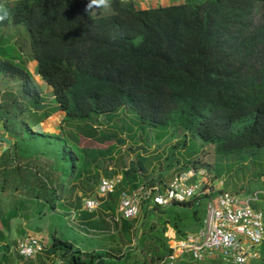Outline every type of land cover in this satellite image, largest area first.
Instances as JSON below:
<instances>
[{
  "label": "trees",
  "instance_id": "16d2710c",
  "mask_svg": "<svg viewBox=\"0 0 264 264\" xmlns=\"http://www.w3.org/2000/svg\"><path fill=\"white\" fill-rule=\"evenodd\" d=\"M88 2L0 0V7L10 14L0 22V29L26 28L32 62H37L39 75L53 89L58 111L64 113L59 133L34 129L55 110H45L43 90L23 60L19 62L21 55L11 53L12 47H0V77L20 80L32 107L22 109L13 91H4L0 123L7 130L25 110L36 119L33 129L28 127L24 136L16 138L13 151L0 157V171L8 167L10 157L17 164L16 174L23 167L35 169L31 176L37 188L29 190L31 201L40 205L39 217L44 216L42 207L54 212L74 196L79 199L81 193V198L95 195L94 188L104 177L102 164L115 162L112 157L126 144L116 122L121 110H132L143 132L162 128L158 142L181 133L180 148L196 136L222 156L264 149V0H187L145 10L130 0H112L107 16L86 13ZM40 157L53 162L43 177L34 164ZM139 172L137 162L125 172L117 169L105 176L122 175V183L102 202L107 211L118 210L125 190L133 193L142 184H150L146 178L141 180ZM204 202L194 200L171 208H199ZM19 203L3 219L5 225L21 216L27 201ZM143 211L145 215L159 212L161 219L167 212L160 207ZM194 215L197 220V211ZM139 221L120 223L129 241ZM163 222L158 229L155 225L146 229V224L143 233H137L141 248L136 243L119 259L102 250L83 251L74 241L54 236L40 254L44 256L30 261L164 264L171 242L162 236L171 221ZM172 227L181 233L177 224ZM139 248L140 257L132 259L131 253Z\"/></svg>",
  "mask_w": 264,
  "mask_h": 264
},
{
  "label": "rangeland",
  "instance_id": "374dc122",
  "mask_svg": "<svg viewBox=\"0 0 264 264\" xmlns=\"http://www.w3.org/2000/svg\"><path fill=\"white\" fill-rule=\"evenodd\" d=\"M130 1L132 2L133 0ZM175 2V0H172L171 5H174ZM182 2H184V0ZM133 3L137 9L142 10L153 7L156 8L158 5L154 4L153 0H134ZM95 13L107 16L111 13V10L110 8L100 9L96 10ZM30 42V34L23 26L11 25L7 28L0 29V47L5 48V50L12 47L10 50L11 53L14 52V55H21L22 58L19 57V62L23 60V63L30 69L37 83L43 90L42 97L45 110L48 112L56 111H54L50 119L44 122V129L51 134L59 133V127L64 118V113L58 111L54 101L53 89L43 81L38 71H36L35 67L32 65ZM9 89L17 96L19 105L22 109H32L29 98L22 91L21 81L14 78L5 79L4 77H0V93L2 94L4 91H9ZM1 99L0 96V100ZM104 120L105 116L101 118V121ZM116 122L119 127V134L126 140V144L123 146L125 152L122 151L123 156L121 158H126L127 161L128 156L133 154L136 155L139 168H141V172L138 173L140 178L157 177L165 184L175 178L178 173L188 172L196 165V167L201 168L209 178L213 179L216 187H220L238 196L247 195L254 197V195L257 194L259 199L252 201L251 204L256 210L264 213V149L250 150L240 155L222 156L215 153L213 145L205 144L196 136H190L187 146L180 148L177 146L181 143V133H174L165 141L158 142L157 138L154 136V132L151 130L143 132L141 130V127L137 125L136 114L132 110H121ZM25 123L27 125H25ZM35 123L36 119L30 116L28 110H25V114L18 118L14 124H9L7 130L3 126V123H0V135L4 133V137L0 136V151L8 147V140L15 141L20 135L24 136L27 128L30 127L33 129ZM154 129L157 130L158 135L164 131L162 128ZM133 141L136 142L134 143ZM12 148H14V146H12ZM174 148L178 149V151L174 152ZM118 154L120 153L118 152L116 155ZM117 162L112 161L105 163V166L107 164H114L115 167H117ZM34 164L40 171L41 177H43V174L45 175L46 173L47 175L49 173L53 162L51 159L40 157L39 159L36 158ZM6 165L8 167L0 172V257L3 256L0 259V264H32V261L21 258L17 252L18 240L27 235L40 237L45 245V251L51 245L53 237L56 236L74 241L83 251L96 252L102 250L108 252L112 257L119 259L124 255L128 247L133 248L136 243L138 244L137 240H139V237H137V233L142 234L145 230L143 227L146 224V229L152 228L154 225L158 229L166 223H164L163 220L171 221L172 224L171 222L166 224L168 232L162 236V240L172 242L178 238H182L187 233L197 232L208 214V204L206 202L199 208L197 207L198 209L193 206L182 208L181 210L171 207L166 208L167 212L163 214V220L159 212L150 211L145 215L143 211L138 218L140 221L136 224L134 231L131 233L132 241H129L127 236L121 231V225L111 222V216L117 214V210L115 212L107 211V209L104 208L106 203H104L94 214L83 211V197L81 198L80 196L82 193H79V199L74 196L72 198L73 201L66 202L67 206H64V204L60 205V209L68 212L67 214L58 210L51 212L49 206H45L41 208L43 209L44 216L42 218L39 217L37 209L40 205L36 204L37 202L31 201L33 195L28 189H15L12 183L13 178H10L11 174H7L9 172V166L13 168L14 165H11L10 162L6 163ZM6 174L9 175L7 180L5 179L7 177L5 176ZM30 181H32L31 177L29 180L22 182V184H27V182ZM150 182L152 181L150 180ZM97 187L98 186H95L93 191L95 195ZM125 191L131 192L129 190ZM23 199L27 201L26 208L21 212L20 218L11 221L9 224L10 229H7L3 219L10 210L17 208L18 203ZM195 211H197V220L194 215ZM175 213L179 215L177 216ZM59 215L61 218H58ZM142 220L146 221L143 224L144 226H141ZM88 221L90 222L87 223ZM96 221L99 223L95 224ZM173 224H177L180 227L182 230L181 233L177 232L172 227ZM19 228H23L24 232H21ZM131 244L133 245L131 246ZM139 245L140 244H138V247L141 248L142 245ZM140 248L137 252L131 253L132 259L140 257ZM41 256L44 255H40V257ZM182 264L230 263L217 260L211 263L188 261ZM250 264H264V245L256 250V258Z\"/></svg>",
  "mask_w": 264,
  "mask_h": 264
},
{
  "label": "built area",
  "instance_id": "2783aa9c",
  "mask_svg": "<svg viewBox=\"0 0 264 264\" xmlns=\"http://www.w3.org/2000/svg\"><path fill=\"white\" fill-rule=\"evenodd\" d=\"M107 169L110 173L117 171L114 164H108ZM121 183L122 175L119 173L113 178L103 177L96 195L83 198V210L89 213L98 211L103 200ZM201 199L208 204L206 219L197 232L187 233L171 242V253L164 264L211 263L217 260L250 264L255 260L256 250L264 245V213L251 204L259 199L258 195L238 196L216 187L213 179L199 167L178 174L165 184L159 181L153 185L143 184L133 193L124 191L111 222L120 224L123 220L137 219L144 207L166 209ZM44 250L43 240L34 235L21 238L17 244L18 254L27 260L35 259Z\"/></svg>",
  "mask_w": 264,
  "mask_h": 264
},
{
  "label": "crops",
  "instance_id": "0c3cea01",
  "mask_svg": "<svg viewBox=\"0 0 264 264\" xmlns=\"http://www.w3.org/2000/svg\"><path fill=\"white\" fill-rule=\"evenodd\" d=\"M13 2H16V1H20V0H12ZM89 1V0H88ZM134 1V0H133ZM176 2H175V4L174 5H181V4H184L187 0H184V2H182L183 0H175ZM171 2H172V0H153V3L154 4H158L157 6H156V8L158 7H167V6H171ZM154 8V7H153ZM32 65L35 67V69H36V71H37V62H32ZM43 124L44 123H42L41 125H39V126H37L36 128H35V130L37 131V132H39V133H48L44 128V126H43ZM136 130H137V128H136ZM147 130H151L152 132H154V136L155 137H157V135H158V133H157V130L156 129H147ZM3 132V131H2ZM136 132V131H135ZM134 132V133H135ZM1 137H4V133H1V135H0ZM134 143L136 142V141H133ZM10 143V144H9ZM15 143V141H9L8 140V147H5V148H3V151H0V157L7 151V150H11V151H13V148H12V146H13V144ZM1 148V147H0ZM120 153V154H118V155H116V157H112V159L113 160H115V162H117L118 160V162H117V169L119 170V172H125L126 170H128V168L130 167V165L131 164H133V163H137L138 161H137V159H136V155L135 154H133V155H130V156H128V158H127V161H126V158H121L122 156H123V154H122V151L120 152V151H117V153ZM116 153V154H117ZM156 155H159V154H156ZM8 157H9V155H8ZM118 157V158H117ZM120 158V159H119ZM125 160V161H124ZM8 162H10L11 163V165H14L13 166V168H10V166H9V172L7 173V174H11L10 175V178L12 179L13 178V186L15 187V189H23L24 188V190H29V189H32V188H37V186H36V182L33 180V178H32V176H31V173H33V172H35V169H27L26 167H23L22 168V170L23 171H20L19 172V174H16V171H15V169L17 168V164L14 162V160H13V157H10L9 158V161ZM7 162V163H8ZM102 166H103V175H104V177L105 176H107V177H109L110 176V173L107 171V169H106V166H105V162L102 164ZM15 168V169H14ZM1 172V171H0ZM5 175V176H7L5 179L7 180V178L9 177V175ZM1 176V175H0ZM30 177L32 178V181H30V182H27V184H22V182H24V181H26V180H29L30 179ZM174 179V178H173ZM172 179V180H173ZM141 180H143L142 178H141ZM146 180H148V181H152V182H150V184L152 185V184H154L155 182L156 183H158V181H161V179H158L157 177H155V178H151V177H147L146 178ZM172 180H170V181H172ZM143 185V184H142ZM30 191V190H29ZM18 203V202H17ZM36 204H38V203H36ZM64 204V206H67V203L66 202H64L63 203ZM15 206V205H14ZM20 206V203H18V206L17 207H19ZM26 206L27 205H25L24 207H22L21 209H20V212H22L23 210H24V208H26ZM16 207V206H15ZM15 208H13L12 210H14ZM12 210H10V211H12ZM58 211H60V212H62V213H64V214H67L68 212H66L65 210H63V209H60V210H58ZM9 213V212H8ZM21 217V216H20ZM19 217V218H20ZM61 218V216L59 215L58 216V218ZM4 222V221H3ZM90 222V221H89ZM97 223H99V222H97L96 221V223L95 224H97ZM5 224V223H4ZM6 228L8 229H10V226H9V224L8 225H6ZM19 230L21 231V232H24L23 231V228H19ZM20 240V239H19ZM18 240V241H19ZM18 244V243H17ZM8 249V248H7ZM3 256H1L0 257V259L2 258ZM24 259V258H23ZM182 264V263H181Z\"/></svg>",
  "mask_w": 264,
  "mask_h": 264
},
{
  "label": "clouds",
  "instance_id": "9594fccd",
  "mask_svg": "<svg viewBox=\"0 0 264 264\" xmlns=\"http://www.w3.org/2000/svg\"><path fill=\"white\" fill-rule=\"evenodd\" d=\"M112 0H89L85 7V12L92 14L96 10L108 9L111 7ZM9 12L0 7V22L4 21L9 17Z\"/></svg>",
  "mask_w": 264,
  "mask_h": 264
}]
</instances>
